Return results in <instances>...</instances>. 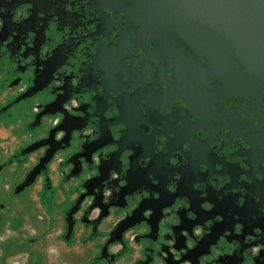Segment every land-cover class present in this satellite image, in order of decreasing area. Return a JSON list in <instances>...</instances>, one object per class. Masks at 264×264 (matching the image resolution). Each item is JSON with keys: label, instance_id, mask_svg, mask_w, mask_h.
<instances>
[{"label": "flooded vegetation", "instance_id": "obj_1", "mask_svg": "<svg viewBox=\"0 0 264 264\" xmlns=\"http://www.w3.org/2000/svg\"><path fill=\"white\" fill-rule=\"evenodd\" d=\"M117 6L0 0V122L22 117L17 129L28 137L0 171L33 159L17 186L51 148L24 154L27 146L47 139L57 147L14 194L39 185L41 205L62 213V240L92 264H264V101L236 95L217 116L195 115L168 92L174 73L152 62L153 42L131 44V22ZM45 105L84 127L53 131L61 112L35 125ZM98 138L108 143L91 154ZM91 178L96 200L86 194Z\"/></svg>", "mask_w": 264, "mask_h": 264}, {"label": "water", "instance_id": "obj_2", "mask_svg": "<svg viewBox=\"0 0 264 264\" xmlns=\"http://www.w3.org/2000/svg\"><path fill=\"white\" fill-rule=\"evenodd\" d=\"M117 7L131 22V44L144 49L149 41L153 42V46L147 49L152 62L160 67L164 65L174 73L168 92L180 94L195 110V115L203 112L217 116L220 110H224L226 101L236 95L264 101V0H118ZM45 83L35 84L16 102L43 90ZM200 104L211 105L212 109L205 110ZM47 106L37 115L35 125L40 124L43 115L61 112L64 118L53 131L71 134L84 127L70 126L68 113L63 108ZM120 122L123 121L117 123ZM90 143L94 144L92 154L108 142L98 138ZM47 144L51 148L16 186L15 194L35 182L57 151L47 139L24 149L23 153L29 154ZM110 170L106 169V172ZM106 178L101 167L99 180ZM94 179L85 181L89 183L88 188H92L86 194L96 200L99 193L94 191Z\"/></svg>", "mask_w": 264, "mask_h": 264}, {"label": "rangeland", "instance_id": "obj_3", "mask_svg": "<svg viewBox=\"0 0 264 264\" xmlns=\"http://www.w3.org/2000/svg\"><path fill=\"white\" fill-rule=\"evenodd\" d=\"M4 120L0 122V162L28 139L17 129L24 126L25 119ZM11 131L9 137L4 136ZM31 162L33 159L25 169ZM25 169L13 165L0 171V204L5 205H0V264H92L83 250L62 240V213L55 209L52 214L51 208L41 205L39 185L15 196V184Z\"/></svg>", "mask_w": 264, "mask_h": 264}, {"label": "crops", "instance_id": "obj_4", "mask_svg": "<svg viewBox=\"0 0 264 264\" xmlns=\"http://www.w3.org/2000/svg\"><path fill=\"white\" fill-rule=\"evenodd\" d=\"M11 133H12V131H11L9 134H8V132H7V133L5 132V133H4V136L7 137V136L11 135ZM24 137L26 138V136H23V138H24Z\"/></svg>", "mask_w": 264, "mask_h": 264}]
</instances>
